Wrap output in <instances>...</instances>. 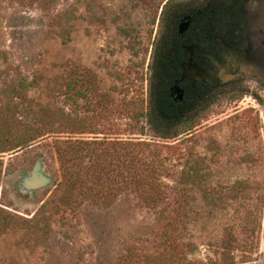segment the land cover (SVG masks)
I'll return each mask as SVG.
<instances>
[{"label": "rangeland", "instance_id": "374dc122", "mask_svg": "<svg viewBox=\"0 0 264 264\" xmlns=\"http://www.w3.org/2000/svg\"><path fill=\"white\" fill-rule=\"evenodd\" d=\"M193 1L0 0V210L12 216L0 211V264H264V88L221 87L171 140L145 118L162 19ZM243 5L238 40L264 76V0ZM227 54L224 78L237 72ZM26 132L40 135L6 151ZM66 140L113 144L119 179L135 144L150 145L161 201L132 185L103 206L70 196L55 152ZM37 161L51 183L24 192Z\"/></svg>", "mask_w": 264, "mask_h": 264}, {"label": "trees", "instance_id": "16d2710c", "mask_svg": "<svg viewBox=\"0 0 264 264\" xmlns=\"http://www.w3.org/2000/svg\"><path fill=\"white\" fill-rule=\"evenodd\" d=\"M180 13L174 11L169 19H162V27L153 47L150 66L149 104L145 118L152 133L160 140L174 139L182 134V129H191L195 120L207 111L210 101H214L217 97L221 98V86L216 94L211 95L210 88L203 83L181 82L182 66L187 62L188 54L184 49L186 37L181 36L177 30L178 22L185 15ZM218 18L220 23L221 14ZM195 21L194 18L191 23L196 24ZM175 84L184 90L181 101L174 100L170 96V90ZM37 135L39 136L40 133L35 135L26 132L19 136L12 135L8 140L9 146L6 151H14L30 145L36 140ZM126 144L129 145L128 142ZM112 146L111 143L97 141L73 144L70 140L56 146L55 152L64 171L65 189L68 194L73 196L76 191L77 197L87 200L94 206H103L115 202L118 191L121 192V189L132 185L141 201L152 206L157 205L162 199V185L156 178L158 170L152 162L148 163V158L144 156L150 145L135 144L139 149H135L132 172L130 176L122 179L119 178L124 175L123 169L127 162L125 159L119 161L118 155L111 156L114 152ZM153 154L155 152H148V155ZM87 157L91 159L89 167L84 166ZM117 157L118 163L115 165L114 161ZM73 165L79 166L77 171L73 170ZM121 166L123 167L119 171ZM105 187L112 190L105 192ZM0 211L6 214L7 219L12 218L9 213Z\"/></svg>", "mask_w": 264, "mask_h": 264}, {"label": "flooded vegetation", "instance_id": "af4514ba", "mask_svg": "<svg viewBox=\"0 0 264 264\" xmlns=\"http://www.w3.org/2000/svg\"><path fill=\"white\" fill-rule=\"evenodd\" d=\"M245 2L247 0H194L173 8L172 13H185L177 26L178 33L186 37L184 49L188 54L182 66L181 82L203 83L210 88L211 95L217 93L219 86L237 87L251 82L264 88V76L259 71L261 65L252 58L253 47L247 41L238 40L237 21ZM220 14L221 24L218 23ZM194 18L196 24L191 23ZM220 53H228L226 57L235 60L232 66L237 72L226 78L220 75L225 70L219 63ZM170 96L181 101L184 90L175 84Z\"/></svg>", "mask_w": 264, "mask_h": 264}, {"label": "water", "instance_id": "95a60500", "mask_svg": "<svg viewBox=\"0 0 264 264\" xmlns=\"http://www.w3.org/2000/svg\"><path fill=\"white\" fill-rule=\"evenodd\" d=\"M51 183L50 176L44 171L40 161L34 163L30 172L20 180V188L24 192H35L49 186Z\"/></svg>", "mask_w": 264, "mask_h": 264}]
</instances>
